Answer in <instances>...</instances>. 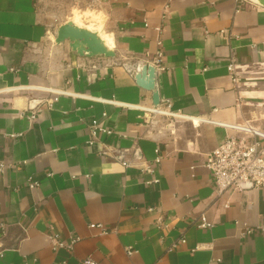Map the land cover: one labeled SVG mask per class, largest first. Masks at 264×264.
I'll return each instance as SVG.
<instances>
[{"label":"crops","instance_id":"obj_1","mask_svg":"<svg viewBox=\"0 0 264 264\" xmlns=\"http://www.w3.org/2000/svg\"><path fill=\"white\" fill-rule=\"evenodd\" d=\"M80 2L113 57L51 40L68 19L53 29L43 0H0V264H264V189L218 194L205 166L231 132L215 122L264 130V6ZM159 48L157 106L173 119L145 112L153 91L134 79ZM94 119L111 133L88 143ZM50 234L80 240L53 250Z\"/></svg>","mask_w":264,"mask_h":264},{"label":"built area","instance_id":"obj_2","mask_svg":"<svg viewBox=\"0 0 264 264\" xmlns=\"http://www.w3.org/2000/svg\"><path fill=\"white\" fill-rule=\"evenodd\" d=\"M160 45V41L157 42ZM152 65L155 69L163 68V53L161 48L157 49L152 59ZM226 69L229 74L230 80L233 85H237L238 76L235 71V63L233 59L227 61ZM145 112L153 115H162L169 118H175L177 114L171 112L168 106L162 108L160 106L146 108ZM34 113H30L28 118H34ZM105 116V113L102 114ZM217 125L231 130L226 135L225 139L214 148L211 149L208 159L205 163L206 168L209 170L214 182V187L218 194L227 190L241 191L250 188L264 189V130L250 125L249 123H226L215 122ZM91 143L94 138L101 132L110 134L111 130L102 126L98 119H94L89 128ZM157 152V149L155 150ZM159 156H156L155 161L159 162ZM4 164L0 163V173L4 169ZM157 180H154L156 182ZM37 186L35 180H30L29 187L34 188ZM225 206H227L225 204ZM153 208H148L152 211ZM157 226L162 225L161 217L156 220ZM212 223L201 215L197 227L205 228L210 227ZM89 226L100 229V234L106 233V229L102 224H90ZM248 230L247 232H250ZM49 242L53 250L66 248L71 250L74 245L80 240L79 236H70L67 240L56 238L49 235ZM184 239L181 238L173 243L168 250H172L179 244H182ZM126 253L131 254L132 249L126 248ZM3 252L0 250V257ZM84 264H97L90 256L83 260Z\"/></svg>","mask_w":264,"mask_h":264},{"label":"water","instance_id":"obj_3","mask_svg":"<svg viewBox=\"0 0 264 264\" xmlns=\"http://www.w3.org/2000/svg\"><path fill=\"white\" fill-rule=\"evenodd\" d=\"M258 4L264 6V0H255ZM56 44L67 41L71 51L79 56L85 57H113L115 52L111 45L93 26H80L72 20H68L59 25L55 34L50 35ZM136 84L152 93V104H159L158 93L155 87V68L152 65L144 64L135 73Z\"/></svg>","mask_w":264,"mask_h":264},{"label":"rangeland","instance_id":"obj_4","mask_svg":"<svg viewBox=\"0 0 264 264\" xmlns=\"http://www.w3.org/2000/svg\"><path fill=\"white\" fill-rule=\"evenodd\" d=\"M43 7L51 18L53 29L65 19L72 20L80 26H86L85 24L92 20L89 13L83 11L82 7L84 6L80 0H43ZM87 26L92 25L88 24ZM103 37L108 42L104 35Z\"/></svg>","mask_w":264,"mask_h":264},{"label":"bare ground","instance_id":"obj_5","mask_svg":"<svg viewBox=\"0 0 264 264\" xmlns=\"http://www.w3.org/2000/svg\"><path fill=\"white\" fill-rule=\"evenodd\" d=\"M87 26V25H86ZM100 33V32H99Z\"/></svg>","mask_w":264,"mask_h":264}]
</instances>
